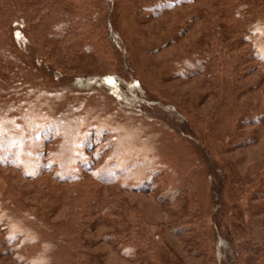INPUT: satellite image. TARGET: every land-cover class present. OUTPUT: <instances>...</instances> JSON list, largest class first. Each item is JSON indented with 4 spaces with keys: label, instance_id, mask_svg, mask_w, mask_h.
<instances>
[{
    "label": "rangeland",
    "instance_id": "1",
    "mask_svg": "<svg viewBox=\"0 0 264 264\" xmlns=\"http://www.w3.org/2000/svg\"><path fill=\"white\" fill-rule=\"evenodd\" d=\"M24 1L35 7V0ZM160 1L97 0L93 14L95 27L100 29L97 33L101 38L99 49L106 56L104 65L95 57L96 51H86L87 43L83 45L79 32L66 34L63 39L47 36L38 39L32 30L39 17L28 18L29 15L12 12L7 2H0V8L5 10L1 21L7 18L10 30L3 48L33 68L35 80L41 77L43 83L51 87L88 78L111 84L114 75L125 77L123 68L126 67L125 72L139 81L145 96L176 110L179 119L173 118L170 122L183 124L198 150L194 149L197 158V153L204 154L201 162L192 164L180 149L183 145L172 139L175 142L172 147L168 132L156 122L118 108L108 97L94 96L97 99L93 104L104 106L102 116L99 115L102 121L111 129L115 128L120 141L117 152L125 150L124 163L115 159L120 168L133 159L139 162L155 155L164 166L176 169L187 186L175 204L167 205L159 200L157 189L122 191L116 196L115 189L90 179L64 186L50 176L28 181L12 170L0 168V193L8 187L6 200H13L15 209L22 210L5 217L10 225L29 226L27 221L19 223V217H31L29 214L35 212L38 219L54 227L51 226L57 232V239L68 242V247L62 251L55 249L49 253L40 244L31 245L40 258L52 257L53 262L49 264H134L116 252L117 229L129 227L137 231L134 242L139 247L149 248L157 264H211L208 262L211 250L200 257L189 254L188 244L196 229L179 235L169 232L167 225L173 224L178 215L182 216L190 201L195 203L192 211L197 208L194 212L200 219L196 222L210 238V247L215 235L214 222H218L223 231L232 232L235 227L230 216L236 206H242L248 239L239 244L237 232L231 233L232 239L236 246L253 249L248 256L250 264H264V75L251 57L240 65L234 76L218 71L216 88L205 83L203 76L188 81L171 80L168 75L191 61L189 53L204 35L209 36V40L214 35L213 30H228L234 32V38L237 36L243 41L241 32L247 30H242L244 23L233 16L235 2L231 0L227 8L224 0H194L157 18L146 17V10ZM259 1L264 3V0ZM0 28L4 30L2 25ZM85 29L79 28V31ZM109 33L118 36L116 45ZM175 60L179 65H172ZM1 65L4 72L5 66ZM13 65L16 66L9 63L6 67ZM7 86L15 87L17 82L9 81ZM86 111L88 116L93 114L90 105ZM257 117H262L263 121L259 122ZM5 118L7 115L0 103V128L8 126ZM168 151L172 152L171 157ZM209 162L219 168L225 178L221 190L222 211H216L214 206ZM96 164H100L99 158ZM153 168L160 166L156 164ZM63 188L70 193L66 194ZM71 215L76 220L69 222ZM38 225L35 224V230L44 242L48 235ZM1 240L0 234V243ZM255 247L262 250L261 258L253 255ZM0 264L14 263L0 250Z\"/></svg>",
    "mask_w": 264,
    "mask_h": 264
},
{
    "label": "trees",
    "instance_id": "2",
    "mask_svg": "<svg viewBox=\"0 0 264 264\" xmlns=\"http://www.w3.org/2000/svg\"><path fill=\"white\" fill-rule=\"evenodd\" d=\"M193 1L161 0L153 8L146 10V17L157 18ZM229 1L224 0L226 8ZM0 2H7L12 12L29 15L28 18L39 17L35 30L31 27L32 34L38 39L42 40L44 36L52 39L62 38L66 34L69 36L73 32H79L78 36L84 41L83 45L87 43L86 51H96L97 54H94L97 55L95 56L97 60L102 61L103 65L107 63L105 53L103 54V51L99 49L101 38L97 33L100 29L95 27L93 10L98 6L97 0H35V7L24 0H0ZM231 2H235L233 16L244 23L245 28L242 30H247L241 34L243 41L249 46H246L239 37L234 38V32L213 30L212 38L208 40L209 36L206 37V35L200 38L189 53L191 61L171 71L168 74L169 79L189 81L197 76H203L205 83L216 88L218 71L223 70V73L233 75L240 65L242 66L245 61L248 62L250 57L258 64L261 74L264 75V3L259 0H231ZM4 11V7L0 8V25L4 28V30L0 28V66L1 68V64L5 66L4 72L0 68V103L7 115L5 119H8V126L2 125L0 128V168L12 170L28 181L36 182L42 177L50 176L55 182L64 186L90 179L102 184L101 186L115 189L116 196L122 194V191L139 192L148 188L157 189L161 202L167 205L175 204L183 194L187 181L181 179L176 169L164 166V162L155 155L152 156L153 158L147 157L139 162L133 159L132 163L120 168L115 163V159H120L121 163H124L125 150L121 149L117 152L120 141L115 135V128L111 129L99 116L104 111V106L93 103L96 97H108L118 108L130 114H138L139 118L156 122L168 132V139L173 143L172 147L175 146L173 140L178 141L183 145L180 149L184 151L186 160L191 161L192 164L199 163L201 158L204 159L203 152L197 153L199 157L197 158L194 152L197 148L183 124L170 122L173 118L179 119L176 110L170 105H163L145 96L141 92L142 87L139 81L125 72L126 67L123 68L125 77L119 78L114 75L111 84L98 83L88 78L76 79L74 84L68 82L51 87L43 83L41 77L35 80L33 77V74H36L35 70L3 48V42L8 40L10 31L7 27V18L1 21ZM43 11L44 14H42ZM51 13L53 15L50 18ZM79 28L86 29L79 31ZM109 36L112 38V43L116 45L118 36L111 33ZM9 63L16 66L7 68L6 65L8 66ZM174 64L179 65L176 60L172 65ZM9 81H16L17 86H7ZM87 105H90L93 111L91 116L86 113ZM257 119L259 122L263 121L262 117ZM232 139L235 140L234 137ZM168 152L167 155L171 157L172 152ZM98 158L100 164H96ZM209 163L207 167L211 174L214 206L216 211H222L221 190L225 178L219 168ZM156 164L160 168H153ZM63 189L66 194L70 193L68 189ZM8 191L9 188L6 187L5 192L0 193L2 254L9 257L14 264L53 262L50 256L43 255L44 257L40 258L38 253L31 249V245L40 244L43 250L49 253L55 252V249L62 251L64 247H68V242L61 238L57 239L54 227L48 221L38 219L35 212L29 214L31 217H19V223L27 221L29 226L10 225L9 219L5 217L12 212L21 213L22 210L15 209L13 200H6ZM194 204V201H190L182 216L178 215V219L173 224L167 225L172 235H179L189 229L197 230L193 231L195 235L189 241V254L200 257L211 250L208 260L211 264H250L248 256L253 249H243L239 245L240 241L248 239L245 234L242 206H236L235 213L230 216L232 225L235 227L232 232L223 231L220 224L214 222L215 235L210 247V238L196 222L200 216L194 212L197 208L192 211ZM258 213L262 211L258 210ZM85 215L86 213L83 216L86 217ZM115 217H118V213ZM68 218L69 222L76 220L73 215ZM36 223L39 224L37 227L48 235L44 242L35 230ZM135 232L137 231L133 227L117 229L116 252L119 257L134 264H157V260L151 258L152 253L149 254V248L147 249L143 244L139 247V244L134 242ZM233 232L238 233V246L232 239ZM254 249L256 251L253 255L261 258L262 250H259V247Z\"/></svg>",
    "mask_w": 264,
    "mask_h": 264
}]
</instances>
